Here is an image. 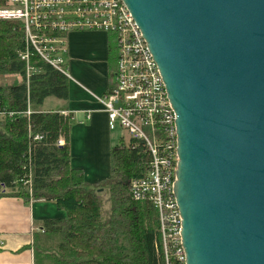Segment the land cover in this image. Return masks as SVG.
<instances>
[{
    "label": "water",
    "instance_id": "1",
    "mask_svg": "<svg viewBox=\"0 0 264 264\" xmlns=\"http://www.w3.org/2000/svg\"><path fill=\"white\" fill-rule=\"evenodd\" d=\"M175 114L184 264H264V0H121Z\"/></svg>",
    "mask_w": 264,
    "mask_h": 264
},
{
    "label": "trees",
    "instance_id": "2",
    "mask_svg": "<svg viewBox=\"0 0 264 264\" xmlns=\"http://www.w3.org/2000/svg\"><path fill=\"white\" fill-rule=\"evenodd\" d=\"M15 26L0 21V74L20 77L17 84L0 86V198L53 202L65 213L64 219L41 223L32 243L33 264H162L157 213L130 192V182L148 172V152L120 138L109 152V177L86 183L70 162L71 116L44 108L48 98L67 102V78L31 58L36 72L27 81L18 58L23 37ZM111 64L116 53L109 44L112 88Z\"/></svg>",
    "mask_w": 264,
    "mask_h": 264
},
{
    "label": "built area",
    "instance_id": "3",
    "mask_svg": "<svg viewBox=\"0 0 264 264\" xmlns=\"http://www.w3.org/2000/svg\"><path fill=\"white\" fill-rule=\"evenodd\" d=\"M0 21L14 23L22 34L24 47L18 58L25 63L27 81L36 72L30 65L31 58L70 79L65 60L69 34L101 32L113 37V87L95 99L107 116L108 129L119 127L128 141L134 146L141 144L148 152V172L130 182L131 196L135 201L149 202L157 213L162 264H184L173 193L177 166L175 114L156 64L122 1L5 0ZM30 114L28 108L25 115ZM62 143L59 140L57 144ZM23 185H29V181H23Z\"/></svg>",
    "mask_w": 264,
    "mask_h": 264
},
{
    "label": "crops",
    "instance_id": "4",
    "mask_svg": "<svg viewBox=\"0 0 264 264\" xmlns=\"http://www.w3.org/2000/svg\"><path fill=\"white\" fill-rule=\"evenodd\" d=\"M109 38L97 32L71 33L67 36L66 60L69 97L67 107L45 108L62 110L71 116V166L81 169L86 183L106 180L110 174L109 152L115 136L108 129L107 116L96 97H102L111 87L108 58ZM91 66L98 75H87L77 82L74 74L83 76ZM104 78V79H103ZM63 103V102H62ZM85 112H90L89 114ZM88 116V118H87ZM109 168V173L108 172ZM53 202H23L19 198H0V264H33L32 243L46 220L64 219Z\"/></svg>",
    "mask_w": 264,
    "mask_h": 264
},
{
    "label": "rangeland",
    "instance_id": "5",
    "mask_svg": "<svg viewBox=\"0 0 264 264\" xmlns=\"http://www.w3.org/2000/svg\"><path fill=\"white\" fill-rule=\"evenodd\" d=\"M98 34H103L101 32H97V35ZM112 44V48L113 50H115V53H116V49H115V41L113 39V37L111 36L110 38V45ZM111 68L112 70L115 69V65L114 64H111ZM86 71H85V74L83 76L81 75H77V74H74L73 73V77L77 80V82L79 81H82L83 80V77L87 76V75H90V74H93V75H98V73L96 72L95 69H93V67L91 66H88L86 67ZM104 79V78H103ZM113 79V78H112ZM112 81V80H111ZM20 82V77L18 75H4V74H0V86H9V85H14V84H17ZM81 83V82H79ZM65 102L62 103V101L60 100H55V99H52V98H48L45 100V103H44V108H48L50 107V105L52 106H55V107H59V106H64V107H67L66 104H64ZM112 134L115 136V139L113 140L114 143H117V141L122 138L125 142L128 141V136L127 134L125 133V131H123L122 129H120L119 127H116L114 130H112ZM61 140V139H60ZM62 141V140H61ZM63 142V141H62ZM63 144V143H62ZM109 173V168H108V172Z\"/></svg>",
    "mask_w": 264,
    "mask_h": 264
}]
</instances>
